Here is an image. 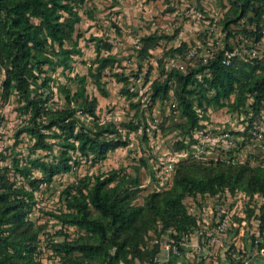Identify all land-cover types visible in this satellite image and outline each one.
Segmentation results:
<instances>
[{"label": "trees", "instance_id": "obj_1", "mask_svg": "<svg viewBox=\"0 0 264 264\" xmlns=\"http://www.w3.org/2000/svg\"><path fill=\"white\" fill-rule=\"evenodd\" d=\"M84 2L0 0V67L5 71L0 87L4 97L15 94L28 114L15 137L26 133L33 140L32 152L54 153L52 160L35 156L23 161L13 157L10 164L0 170V264H43L38 256L39 234L43 226L28 215L36 203L35 191L39 185H50L56 175L72 171L82 157H90L96 162L116 148L127 146L131 141L129 133L139 130V124L133 119L116 124L113 120L101 121L97 115L98 101L86 90L87 75L106 95L102 77L104 71L115 63L111 54H99L98 43L96 65L89 67L88 74H77L73 78L77 83L75 91L63 83L57 85V91L67 106L49 108L48 96H44L37 85L47 66L60 65L62 70L69 69L72 54H81L74 32L81 20L79 10ZM228 3L221 20L228 41L223 48L205 60L191 58L184 69L171 67L163 72L162 79L150 83L149 101L174 99L180 118L166 126L159 124L164 134L178 130L193 142V132L203 125L201 120L207 119L205 113L209 108L228 106L231 111L248 113L249 98L252 115L247 118V129L264 110V54L260 58H240L231 54L234 50L229 42L237 39L238 33L253 37L254 41L261 39L264 34V0H228ZM243 18L249 26L244 24L239 30L233 29L232 25H240ZM178 31L176 29L172 34L154 31L140 37V60L148 58L150 51L162 40H173ZM66 42L71 45L66 47ZM100 45L111 49L108 42ZM189 49L186 41L164 49L160 63L166 57L185 58ZM228 55L229 63L226 64L224 59ZM114 75L122 82V93L133 95L128 90V77L121 73ZM50 79L46 76L42 85L52 93L47 82ZM80 114L90 117V124L82 121ZM122 128L127 131L123 133ZM142 138L146 139L145 134ZM175 146L181 150L188 144L181 139L175 142ZM140 163L145 164L144 158ZM34 169L40 170L43 176L35 177ZM10 170L23 178L27 186L16 185L10 178ZM122 171V168H113L94 176L80 177L63 190L65 208L48 212L61 228L74 227L76 230L73 237L65 235L63 240L50 244L62 264H133L136 259L142 262L144 258L149 259V264H157L153 256L159 251V245L155 244L150 250L146 245L150 231L160 236L170 230V240L176 250L183 253V236L188 237L198 225L197 217L187 210L186 197L216 195L227 190L231 194L241 191L250 197L258 194L264 198V164L253 165L249 161L178 162L171 185L152 190L142 204L134 203L139 189L138 179ZM252 212L250 210L248 216ZM259 219L262 231L264 211ZM258 245L264 248V241Z\"/></svg>", "mask_w": 264, "mask_h": 264}, {"label": "rangeland", "instance_id": "obj_2", "mask_svg": "<svg viewBox=\"0 0 264 264\" xmlns=\"http://www.w3.org/2000/svg\"><path fill=\"white\" fill-rule=\"evenodd\" d=\"M228 7V0H85L79 10L81 20L74 32L81 54H72L69 69L62 70L60 65L47 66L37 85L43 95L48 96L49 108L67 106L57 91V85L63 83L75 91L77 83L73 78L77 74H88L89 67L96 65L98 43L99 54H111L115 63L104 71L102 77L106 95L87 75L86 90L98 101L97 115L101 121L113 120L116 124L133 119L139 124V130L129 133L131 141L127 146L116 148L96 162L90 157H82L72 171L56 175L50 185H39L35 191L36 203L28 215L36 224L43 226L38 247V256L43 264H62L50 244L63 240L65 235H76L74 227L61 228L48 212L65 208L63 190L84 175L94 176L113 168H122L123 173L138 179L139 189L134 203L142 204L152 190H162L171 185L178 162L209 163L224 159L264 164V110L253 125L246 128L247 118L252 115L249 108L251 98L246 105L248 113L231 111L228 106L209 108L205 113L207 119L201 120L203 125L193 132V142L178 130L164 134L159 128L161 123L166 126L180 119L172 106V99L151 103L148 98L152 80L162 79L163 72L171 67L184 69L191 62L187 53L185 58L166 57L160 63L164 49L186 41L190 50H196L198 56H207L223 48L228 41L221 20ZM239 23L232 25L233 29L239 30L246 24L245 18ZM176 29L179 31L173 40H162L150 51L148 58L140 60V37L154 31L172 34ZM101 42L110 43L111 49L102 47ZM229 42L240 58H260L264 54V34L259 41H254L253 37L238 33L237 39ZM64 45L69 47L71 44L66 42ZM4 72L0 67V84L5 78ZM115 73L128 77V90L133 95L122 93V82L116 80ZM46 76L51 78L47 82L53 89L52 93L42 85ZM80 116L82 121L90 124V117ZM27 118L28 114L15 94L4 97L0 87V170L9 165L13 157L23 161L35 156L52 160L54 153L32 152L33 140L26 133L15 137L16 130ZM122 131L125 133L127 129L122 128ZM144 134L146 139L142 138ZM181 139L187 142L188 147L178 150L175 142ZM141 158L145 160L144 165L140 163ZM33 174L37 178L43 176L38 169H34ZM9 175L16 185L27 186V182L13 171L10 170ZM184 202L187 210L197 217L198 225L188 237L183 236V253H179L170 240V230L160 236L150 231L146 245L149 250L155 244L159 245V251L153 256L157 264H264V253L258 245L264 241V225L261 231L259 219L264 211L262 196L254 194L250 197L241 191L231 194L225 190L216 195L186 197ZM250 210L253 212L248 216ZM224 219L227 222L221 230L220 223ZM133 264H149V259L144 258L142 262L136 259Z\"/></svg>", "mask_w": 264, "mask_h": 264}, {"label": "built area", "instance_id": "obj_3", "mask_svg": "<svg viewBox=\"0 0 264 264\" xmlns=\"http://www.w3.org/2000/svg\"><path fill=\"white\" fill-rule=\"evenodd\" d=\"M231 54H235L234 51H233ZM188 56H189L190 58H196V57H197V58H200V59L202 58L203 60H205L206 58L211 57V54H208L207 56H204V55H203V56H198L196 50H190V49H189V51H188ZM251 59H253V58H251ZM224 62H225L226 64L229 63V55L224 59ZM199 77H200V75H199ZM172 106L175 107V100H174V99H172ZM198 111L200 112V109H198ZM226 222H227V220L224 219V220H222V222L220 223V229H221V230L225 227ZM186 237H187V236H186ZM174 247H175V246H174ZM175 248H176V247H175ZM260 250H261L262 253H264V248H261Z\"/></svg>", "mask_w": 264, "mask_h": 264}]
</instances>
